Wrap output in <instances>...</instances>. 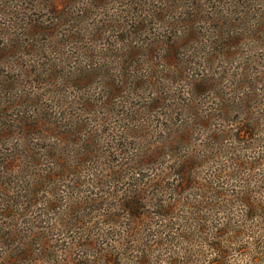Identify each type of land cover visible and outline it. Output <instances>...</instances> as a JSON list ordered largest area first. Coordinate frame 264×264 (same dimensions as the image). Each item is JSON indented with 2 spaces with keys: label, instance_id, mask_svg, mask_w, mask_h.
Instances as JSON below:
<instances>
[{
  "label": "rangeland",
  "instance_id": "obj_1",
  "mask_svg": "<svg viewBox=\"0 0 264 264\" xmlns=\"http://www.w3.org/2000/svg\"><path fill=\"white\" fill-rule=\"evenodd\" d=\"M259 138L264 0H0V264H264Z\"/></svg>",
  "mask_w": 264,
  "mask_h": 264
},
{
  "label": "trees",
  "instance_id": "obj_2",
  "mask_svg": "<svg viewBox=\"0 0 264 264\" xmlns=\"http://www.w3.org/2000/svg\"><path fill=\"white\" fill-rule=\"evenodd\" d=\"M261 144V149H260V154L259 156L253 158L252 162L247 163L246 161L243 160H237L238 164V168L239 170L244 169V168H248L255 170L256 173L255 174V181L254 182H246L245 186L243 189H237V191H234L232 196L236 199L235 202L239 201L240 204H242L243 206L246 207L245 210V214H243L244 217H246V220H248L250 217H253V213L256 216L261 215V213L259 212H264V207L260 206V208L255 204V202L253 203V200L251 198L250 192L252 193H257V194H263L264 195V139L263 138H259L257 144ZM244 163L248 164L247 166L244 165ZM255 186V187H254ZM125 208V207H123ZM124 210V209H123ZM129 211V217L131 218V220H135L138 218H141V214L140 213H134L133 208H130ZM224 209H222V211H224ZM258 211V212H257ZM133 213V214H132ZM198 218V217H197ZM195 221V220H194ZM197 222V221H196ZM231 223V222H230ZM200 226V224H199ZM197 227L195 228L194 226L192 227H188L186 226L185 228V240L187 241V243H191L190 241L193 240V238L198 237L201 238L202 235H199L198 232L199 228L201 227ZM222 227V229L218 228V232H216L215 234L207 237L206 235V239H208V241H210L211 238H213L215 241L214 242H208L209 246L214 249L216 252H218V255L221 259H226V257L228 256V250H227V246H224V242H229L231 240H233L232 237H228L229 235L232 234L233 230L232 228L227 224L220 226ZM202 228V227H201ZM264 231V229H262ZM124 255H122L123 257ZM262 256V253H261ZM100 258L105 259L107 261V264H115L114 262L116 260L121 259L120 255H112V254H101ZM128 260H131L132 264H156L157 262H159V259L155 260L152 258V256L148 255V254H141L139 257H132L130 258V256L126 257ZM166 264H180V259L179 258H173L170 260H165ZM112 262V263H111ZM106 264V263H105ZM126 264V263H125ZM183 264V263H182Z\"/></svg>",
  "mask_w": 264,
  "mask_h": 264
}]
</instances>
